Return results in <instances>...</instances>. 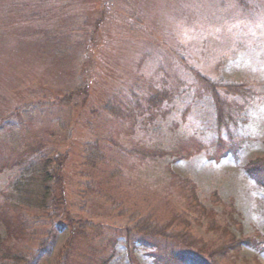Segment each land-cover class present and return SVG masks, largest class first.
<instances>
[{"label": "rangeland", "instance_id": "rangeland-1", "mask_svg": "<svg viewBox=\"0 0 264 264\" xmlns=\"http://www.w3.org/2000/svg\"><path fill=\"white\" fill-rule=\"evenodd\" d=\"M21 1L24 14L0 13V118L18 115L31 140L66 154L65 208L85 228L72 234L24 206L27 228L16 227L1 172L0 264H23L14 255L28 259L46 238L32 264H158L126 246L140 218L171 233L184 225L213 264H264V190L244 171L264 157V0ZM194 72L218 83L221 122ZM95 141L155 158L93 174L84 152Z\"/></svg>", "mask_w": 264, "mask_h": 264}, {"label": "trees", "instance_id": "trees-1", "mask_svg": "<svg viewBox=\"0 0 264 264\" xmlns=\"http://www.w3.org/2000/svg\"><path fill=\"white\" fill-rule=\"evenodd\" d=\"M0 6V13L5 11L8 14L6 19L0 20V24L4 19H11L16 14L25 13V4L21 0H0ZM96 21V24H99V19ZM194 73H192L193 76L210 92L215 101L218 109L217 118L221 122L223 110L216 91L218 83L212 82L198 72ZM223 87L227 91L235 88L232 84H224ZM86 91V86H84L83 91L80 89L72 91L63 99L69 100L72 95L86 93ZM83 102H85L84 99ZM119 120L122 121L123 118L117 113L112 121L117 123ZM125 127L126 125H122L119 129L120 124L118 125L119 136L123 134L122 131H126ZM25 129L26 120L18 118V115L12 119L0 118V147L2 145L10 148L9 152L11 151L10 155L0 161V173L7 172L10 194L14 195L15 203H10V206L7 202L5 203V206H9L15 211L16 222L13 224L22 230L27 228L22 214L16 212L17 206H24L30 212L40 215V218L60 224V228L70 227L72 234H75V230L82 232L85 223L79 225L78 221L73 219L65 208L62 168L66 161V154L45 151V148L47 149L45 143L41 139L31 140L25 133ZM262 145L264 146V140H262ZM230 149L233 150L232 147ZM147 151L139 144L124 146L116 145V141H113L111 145L106 146L102 145L100 141H95L85 145L84 161L86 167L93 174L100 172L109 174L110 172L111 175L118 176L123 174L125 168H132L135 163L142 162L149 155L154 159V153L148 154ZM112 153L115 157L111 156ZM244 171L264 190V157L247 161ZM193 187L189 186V189L194 194ZM0 214L2 221L6 222L5 228L9 231L8 213H4L2 210ZM182 227L185 230L171 233L167 230L166 224L159 226L148 224L145 222V218H140L134 227L125 233L126 246L139 245L150 250L154 261L158 264H213L212 259L204 256L203 248L190 241L191 237L187 235L186 227L184 225ZM234 243L237 245L249 244V240L243 238L234 240ZM49 245V238L48 240L47 238L39 239L37 247L42 248V251L38 249L33 254H29L30 258L28 257V259L24 254L14 255L15 259L17 263L32 264L37 256L39 258L41 255L39 252L46 254L49 251ZM223 251L221 255H224Z\"/></svg>", "mask_w": 264, "mask_h": 264}]
</instances>
